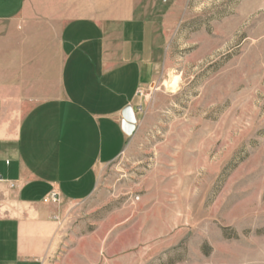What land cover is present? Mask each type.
<instances>
[{"label": "rangeland", "instance_id": "1", "mask_svg": "<svg viewBox=\"0 0 264 264\" xmlns=\"http://www.w3.org/2000/svg\"><path fill=\"white\" fill-rule=\"evenodd\" d=\"M27 2L46 24L153 14L172 26L135 141L64 223L125 228L109 235L110 261L264 264V0Z\"/></svg>", "mask_w": 264, "mask_h": 264}, {"label": "crops", "instance_id": "2", "mask_svg": "<svg viewBox=\"0 0 264 264\" xmlns=\"http://www.w3.org/2000/svg\"><path fill=\"white\" fill-rule=\"evenodd\" d=\"M152 18L46 24L30 19L27 0H0V264H125L109 260V235L125 228L64 220L135 141L171 37Z\"/></svg>", "mask_w": 264, "mask_h": 264}, {"label": "water", "instance_id": "3", "mask_svg": "<svg viewBox=\"0 0 264 264\" xmlns=\"http://www.w3.org/2000/svg\"><path fill=\"white\" fill-rule=\"evenodd\" d=\"M137 123L136 115L131 106L126 107L122 112L121 130L127 136L131 137L135 131Z\"/></svg>", "mask_w": 264, "mask_h": 264}, {"label": "bare ground", "instance_id": "4", "mask_svg": "<svg viewBox=\"0 0 264 264\" xmlns=\"http://www.w3.org/2000/svg\"><path fill=\"white\" fill-rule=\"evenodd\" d=\"M177 85H178V78H176V77L172 78L168 84L170 90H175Z\"/></svg>", "mask_w": 264, "mask_h": 264}, {"label": "built area", "instance_id": "5", "mask_svg": "<svg viewBox=\"0 0 264 264\" xmlns=\"http://www.w3.org/2000/svg\"><path fill=\"white\" fill-rule=\"evenodd\" d=\"M139 111H141V110L139 109ZM51 201H52V202H56V197L53 196Z\"/></svg>", "mask_w": 264, "mask_h": 264}]
</instances>
